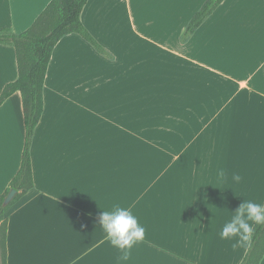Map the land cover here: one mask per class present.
<instances>
[{
  "label": "crops",
  "instance_id": "crops-1",
  "mask_svg": "<svg viewBox=\"0 0 264 264\" xmlns=\"http://www.w3.org/2000/svg\"><path fill=\"white\" fill-rule=\"evenodd\" d=\"M50 1L0 0V33ZM205 1L88 0L81 21L106 54L77 34L52 52L6 264L241 263L249 244L220 232L243 200L264 204V0H224L186 32ZM16 79L0 43V94ZM24 133L16 92L0 105V196ZM116 205L145 228L127 262L99 225Z\"/></svg>",
  "mask_w": 264,
  "mask_h": 264
},
{
  "label": "trees",
  "instance_id": "trees-1",
  "mask_svg": "<svg viewBox=\"0 0 264 264\" xmlns=\"http://www.w3.org/2000/svg\"><path fill=\"white\" fill-rule=\"evenodd\" d=\"M224 0H206L190 20L186 32H193ZM88 0H51L32 25L23 33L8 30L0 33V43L14 48L17 79L7 84L0 94V105L18 92L24 119V145L18 172L0 196V264H6V213L33 186L30 146L43 113V88L52 52L65 36L77 34L96 51L106 54L81 21ZM11 190L16 194L9 204L5 198ZM264 257V224L254 225L246 254L240 264H260Z\"/></svg>",
  "mask_w": 264,
  "mask_h": 264
},
{
  "label": "clouds",
  "instance_id": "clouds-1",
  "mask_svg": "<svg viewBox=\"0 0 264 264\" xmlns=\"http://www.w3.org/2000/svg\"><path fill=\"white\" fill-rule=\"evenodd\" d=\"M220 175L223 176L224 173L221 172ZM232 178L235 182L241 180L238 174H234ZM233 213L231 219L223 225L220 238L236 239L233 248L237 245L247 246L251 240L253 226L264 224V204L243 200ZM99 225L110 244L121 252L120 260L123 262L129 260L131 250L144 238L145 228L138 218L129 209L118 205L114 206L112 211L100 213Z\"/></svg>",
  "mask_w": 264,
  "mask_h": 264
},
{
  "label": "water",
  "instance_id": "water-1",
  "mask_svg": "<svg viewBox=\"0 0 264 264\" xmlns=\"http://www.w3.org/2000/svg\"><path fill=\"white\" fill-rule=\"evenodd\" d=\"M15 194H16V191H15V190H11V191L8 193L7 197L5 198L4 203H5V204H9V203L11 202V200L13 199V197L15 196Z\"/></svg>",
  "mask_w": 264,
  "mask_h": 264
}]
</instances>
